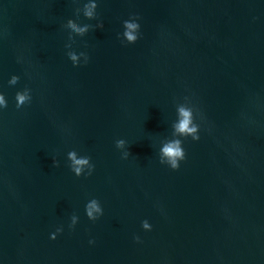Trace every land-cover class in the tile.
<instances>
[{
  "label": "water",
  "instance_id": "1",
  "mask_svg": "<svg viewBox=\"0 0 264 264\" xmlns=\"http://www.w3.org/2000/svg\"><path fill=\"white\" fill-rule=\"evenodd\" d=\"M0 96V264H264V0H0Z\"/></svg>",
  "mask_w": 264,
  "mask_h": 264
},
{
  "label": "clouds",
  "instance_id": "2",
  "mask_svg": "<svg viewBox=\"0 0 264 264\" xmlns=\"http://www.w3.org/2000/svg\"><path fill=\"white\" fill-rule=\"evenodd\" d=\"M95 7L94 3H89L85 5V15L86 16H92V9ZM139 18V17H138ZM68 27L73 31V32H83L85 31L84 28H76L74 27L71 23H69ZM124 36L127 38V40L132 41L135 39L133 35L130 34L128 30L130 29H135L139 28V25L134 24V23H128L127 21L124 22ZM73 59H75L73 57ZM17 100L23 101L25 99L24 95L20 92H17L16 94ZM5 101L2 96H0V106H4ZM179 113V119L177 122L174 124V131L175 133H179L180 135H190L191 139L193 141L199 140V136L196 135L197 132V125L193 123L192 117H191V109L185 108L181 106L178 109ZM117 147H122L125 144V141L123 139L117 140L116 142ZM129 153L126 152L122 159H126L128 157ZM69 156L74 159L75 165H83L87 163V158H81V159H75V154L74 153H69ZM185 159V152L183 148L181 147V142L179 140H171L167 142L165 145H163L160 150H159V156L158 160L159 163L162 165L168 166L170 169H177L179 167V162L183 161ZM53 165H56L55 159H53ZM94 169L93 165L88 166V170L84 172V176L88 177L92 174ZM77 177L80 176L81 173V168L80 167H75L74 169ZM86 217L90 221H96L99 217L103 215V209L101 207V204L98 199L96 198H91L89 201L85 202L84 205ZM95 213V215L93 214ZM71 222L68 224V228L72 229L73 226L76 225V216L72 215L70 217ZM141 228L145 231H150L151 230V225L150 223L145 219L141 221ZM63 231L62 227H57L53 232L49 233V238L50 239H55L57 234L61 233ZM133 240L136 242L140 241V238L138 236H133ZM89 244H93L94 241L92 239L88 240Z\"/></svg>",
  "mask_w": 264,
  "mask_h": 264
}]
</instances>
